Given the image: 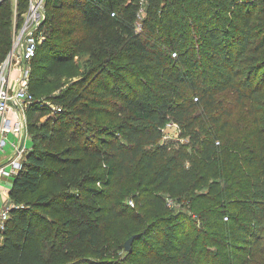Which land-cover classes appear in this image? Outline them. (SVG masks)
Instances as JSON below:
<instances>
[{"label": "trees", "instance_id": "16d2710c", "mask_svg": "<svg viewBox=\"0 0 264 264\" xmlns=\"http://www.w3.org/2000/svg\"><path fill=\"white\" fill-rule=\"evenodd\" d=\"M260 2L46 1L28 82L30 146L9 190L0 264H115L104 229L120 219L135 235L127 253L144 241L149 264H264ZM12 6L0 0V63ZM187 25L208 63L188 52ZM227 90L247 118L235 136L222 135L238 127L222 120ZM37 112L49 114L40 125ZM170 122L176 141L163 140Z\"/></svg>", "mask_w": 264, "mask_h": 264}, {"label": "built area", "instance_id": "2783aa9c", "mask_svg": "<svg viewBox=\"0 0 264 264\" xmlns=\"http://www.w3.org/2000/svg\"><path fill=\"white\" fill-rule=\"evenodd\" d=\"M24 1L25 9L19 14V0H12L11 47L0 63V245L10 218L9 190L12 180L22 168L23 159L29 151L26 109L34 100L28 91L30 63L45 38L41 25L45 20L47 0ZM170 127L177 128L178 125L167 123L163 129L164 138L167 137L166 129ZM172 204L169 199L167 205Z\"/></svg>", "mask_w": 264, "mask_h": 264}, {"label": "rangeland", "instance_id": "374dc122", "mask_svg": "<svg viewBox=\"0 0 264 264\" xmlns=\"http://www.w3.org/2000/svg\"><path fill=\"white\" fill-rule=\"evenodd\" d=\"M144 13L141 12L139 13V21L137 22V28H140V20L143 17ZM253 20L252 22H256V18H262L264 17V0H261V2L256 5L255 10H254V14H253ZM190 22V21H189ZM197 26L194 25H187L186 28H184V30H186V33L188 34V36H192V39H190V41L188 42V45L186 47L189 48L188 52L189 53H194V57L201 60L203 62L208 63L207 60V53H208V49L209 47H205L203 45L199 44V40L197 41L195 38H193L194 36L198 37V35H200V33L196 30ZM202 38V37H200ZM86 57H81L79 60L84 62ZM31 66V63H30ZM15 76V73H13V77ZM218 97H221L222 99H224V106L231 108L232 110V114L230 116H223L222 120L224 119H228L229 123H234L236 124L238 127H232L231 125H229L225 131L224 134H222L223 136L225 135V133H228L230 135L235 136L238 133H243V122L245 123L247 118H245V111L243 110V106L240 104H235L234 102V92H231L230 90H227L225 92H222L220 94H218ZM48 112H42V113H36L34 115V117L32 118L33 123H35V125H40L41 123H43L45 120H47L48 118ZM108 118H104L103 121H107ZM177 128H168L165 131V136H167L166 138L163 137V140H168L171 139L172 141H176L177 137H178V132H177ZM35 129H32V131H34ZM182 141V140H181ZM28 146H30V141L27 143ZM6 151L7 153L9 152V147H6ZM1 158V157H0ZM95 203L98 205V201H95ZM124 206H130L131 208L134 207V204L132 202V200H130V197L127 195L125 196V198L122 201ZM0 206H1V201H0ZM123 206V207H124ZM118 223H120V226L116 227V226H111L110 228H105L104 229V235H110L113 236L115 239V243L117 244V246L115 247L114 250H111L110 255H107L106 260H113V262L115 264H149V262H146L145 258H141L140 257V250L143 248V244L144 241L142 243H140L139 247L136 248L137 250H135L134 252H132L131 254H128L127 250L124 248L125 245V241L126 239L131 235V234H127V233H123L122 234V227L121 225L126 224L128 225L129 222L125 221V220H118ZM149 222H145L143 224V227ZM130 224H132V222H130ZM133 234V233H132ZM131 248H132V244H131ZM79 256H82V258H92V255L90 253H88L86 250L82 251Z\"/></svg>", "mask_w": 264, "mask_h": 264}, {"label": "water", "instance_id": "95a60500", "mask_svg": "<svg viewBox=\"0 0 264 264\" xmlns=\"http://www.w3.org/2000/svg\"><path fill=\"white\" fill-rule=\"evenodd\" d=\"M134 238H135V235H132L125 241L124 247L127 251L131 250V244L133 243Z\"/></svg>", "mask_w": 264, "mask_h": 264}]
</instances>
